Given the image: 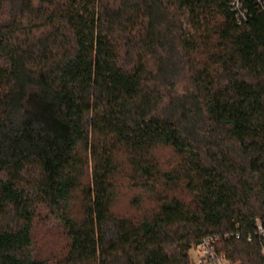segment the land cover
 I'll list each match as a JSON object with an SVG mask.
<instances>
[{
  "label": "trees",
  "instance_id": "obj_1",
  "mask_svg": "<svg viewBox=\"0 0 264 264\" xmlns=\"http://www.w3.org/2000/svg\"><path fill=\"white\" fill-rule=\"evenodd\" d=\"M231 2L0 0V264H194L205 239L264 264V3Z\"/></svg>",
  "mask_w": 264,
  "mask_h": 264
},
{
  "label": "built area",
  "instance_id": "obj_2",
  "mask_svg": "<svg viewBox=\"0 0 264 264\" xmlns=\"http://www.w3.org/2000/svg\"><path fill=\"white\" fill-rule=\"evenodd\" d=\"M243 0H232L231 5L235 10H238L239 15L244 17L245 12L241 10V2ZM259 3H264V0H258ZM256 232L258 235H264V228L263 226L257 221L256 224ZM210 239H205L199 246L198 255L194 264H236L231 263L229 260L216 256L212 251L210 245ZM261 253L264 257V245L261 247Z\"/></svg>",
  "mask_w": 264,
  "mask_h": 264
},
{
  "label": "rangeland",
  "instance_id": "obj_3",
  "mask_svg": "<svg viewBox=\"0 0 264 264\" xmlns=\"http://www.w3.org/2000/svg\"><path fill=\"white\" fill-rule=\"evenodd\" d=\"M133 197L132 193L129 192H125L124 193V198L121 200V204L124 208H129V200H131V198ZM45 231L43 230H39L38 232V238H41V240H39L38 238V246H39V250L43 255H46L49 252H52L54 250H57L59 248L58 242L57 240L55 242H52L55 237L51 236L50 234H44ZM44 238V240H43ZM199 248H195V249H190L189 250V256L191 258L192 261H195L197 258Z\"/></svg>",
  "mask_w": 264,
  "mask_h": 264
}]
</instances>
